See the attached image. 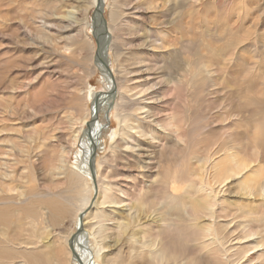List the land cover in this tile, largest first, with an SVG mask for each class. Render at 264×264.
I'll list each match as a JSON object with an SVG mask.
<instances>
[{"label": "rangeland", "instance_id": "1", "mask_svg": "<svg viewBox=\"0 0 264 264\" xmlns=\"http://www.w3.org/2000/svg\"><path fill=\"white\" fill-rule=\"evenodd\" d=\"M92 2L0 0L2 264H53L42 245L76 233L91 188L54 167L68 152L67 169L80 168L76 154L92 141L84 121L104 93L94 174L109 198L89 209L102 219L88 216L84 231L96 236L80 248L96 264H152L156 249L164 264H258L253 250L249 261L207 262L206 244L217 231L223 247L248 230L264 239V0H104L106 60L120 88L112 96L94 62L103 24ZM235 157L250 168L212 204L207 160L232 168ZM36 239L42 247L26 255L14 248Z\"/></svg>", "mask_w": 264, "mask_h": 264}, {"label": "bare ground", "instance_id": "2", "mask_svg": "<svg viewBox=\"0 0 264 264\" xmlns=\"http://www.w3.org/2000/svg\"><path fill=\"white\" fill-rule=\"evenodd\" d=\"M102 3H104V0L103 1L102 0H93V2L91 4L93 6V8L95 9V13H97V15H96L97 17L95 16L94 18H95V20L98 18V21H97L99 23L98 25H100V24L104 25V27L102 25L101 27H99V29L96 28V29H98V37L95 36V37H97V47L94 50V56L93 57H94V62H96L97 66H100V68L99 67L98 68L103 72L105 78L108 79V82L110 84V90L108 91V93H110V91L113 90L114 87L119 92L120 88L118 85L117 78L114 77L112 71H110L111 75L109 77V74L106 71V67L103 65L104 62L107 63V60H106L107 59V57H106L107 48L105 47V45L107 44V42H109V39L112 35V32L110 30V24L108 23V21H106V22L104 21V16H103L104 11L102 9ZM97 9L100 12H98ZM101 15H102V17L100 19ZM75 16H76L75 10H70L66 13V15H64V18L69 19L71 21H74ZM102 43H103V45H102ZM111 78L113 81L111 80ZM105 94L106 93H104L103 97L101 96L102 94L96 96L97 99H96L95 103H96L97 107L95 109L93 107L92 114L90 111L88 116L86 117V119L84 121V124H86V125L90 121L88 124L89 128H90L91 124H93L92 129H90L91 135H92V141H90V139L86 137L85 145L88 147V149L85 150L86 156L80 152H78L76 154V159L78 160V162H80V168L79 169H74V168L73 169H67L68 152L61 159L59 165L57 167H54V170H56L59 175L63 174L64 171L69 170L71 180L78 181V179H79L83 182L86 181L87 182V183L85 182L86 186H87V184L90 185L91 195H90V198L88 200H86V203L83 204L82 206H79V208H78L79 214H78L77 219H76V224H77L76 233L74 232L69 238L66 237L64 240V243H61L60 242V236L56 235L53 243L51 242V244H49V245H48V243L42 245L43 247L47 246V248L50 250L49 252L54 259L53 264H64V261L60 257H58V251L59 250L62 252H65V255L68 258L65 261V264H68V261L70 263H73V264H96L94 258L91 256V252L85 251L84 248H83V250H84V252H83V250L80 248V244L84 240L83 237L88 239V238H90L89 236H91V237L96 236L95 233H93V234L90 233V235L88 234L89 235L88 236V235H86L87 232L84 231V229L87 227V224H88V223H86V221L90 217L91 213H92V216H94V217H92V219L93 218H94V220L102 219L101 212L96 213V212L89 211V209L92 206H95L94 208L98 212L99 206L106 205L107 203L105 201L107 198H109L108 194H104L102 192V187L100 185V176L98 175L97 172H96V174H94L95 161H96V165H97L96 153H95L94 148H97V146L99 144L95 138L96 137V134H95L96 122L94 123V121L98 118V115L102 111L104 102L106 101ZM95 95H97V94H95V93L91 94V100L94 99ZM98 98L101 99V105H99L97 103ZM86 99H88V98H86ZM116 109H118V108H116ZM76 139H77V136H75V140ZM82 139H84V138H82ZM91 144L93 146V151L89 155V151L92 148ZM207 163L210 164L211 169H213L214 170L213 172H215L213 174V179H212L213 180L212 184H214V186L211 185V183H210L211 179H208L207 180L208 181L207 187L205 189V192H211V194L207 195L206 197L211 198L212 204H215V202H213V198H215L216 195L220 194V191H221L220 188L222 185H224L226 180L231 178L233 175H242L243 173H245L250 168V166H249L250 164L245 163L242 160L239 162V161H237L236 157L234 158L232 168L228 164L222 165V163L216 164V162L215 163L213 162V164H212V161H210V158L207 160ZM85 175L88 177H86ZM84 177L89 181H87ZM105 190H107V188ZM241 190H242V188H241ZM258 192H261L264 195V187H261ZM45 196H46L45 199H49L47 201H49L51 203L55 202V200H60L59 199L60 195H54L50 191H48V193ZM94 213H96V214H94ZM212 214H213V212H212ZM0 218H6L5 212L0 214ZM3 220L4 219H2V221ZM5 220H7V219H5ZM3 222H5V221H3ZM89 223H90V221H89ZM1 224H3V223L1 222ZM89 225H91V224H89ZM211 225H212V223H211ZM214 225H215V223H214ZM214 225H213V227H215ZM193 227L196 230L198 229V226L196 224ZM88 228H89V226H88ZM210 229L212 230L213 228L206 226L207 232H209ZM217 233H218V231H217ZM217 233L214 234V237L211 234H210V236H207V238L211 237V239H210L211 241L209 240L210 241L209 244H206V248H207L208 253H209L208 259L206 260L207 262L215 263V262H218L221 260H226L227 262L231 261L233 263L232 258H235L236 261H243V262H245V260L249 261V258L247 255L250 251L253 250V251H255V255H256L258 264H264V239L254 240L255 237H257V235H258L257 232L252 231V230H248V231L243 232L242 233L243 235L241 237L240 242H238L234 246H228V247H223V240L220 239V237H219L220 235H218ZM2 236L7 238L6 234L2 233ZM39 238H41V237H39ZM180 238H182V236H180ZM42 240L43 239H41V241ZM17 241H18V243L14 245V248L17 250L18 253H20L22 255H26L27 252L38 250L39 248L42 247L39 244L40 240L37 241V239L33 240L29 243L25 242L23 240H17ZM43 241L45 242V240H43ZM1 242L5 243V241H3L2 239H1ZM212 243L216 244V248H210ZM31 245H33L35 248L31 249L32 248ZM17 246L19 247L20 250L17 248ZM152 246L153 245H151V247ZM157 247H159V245ZM30 249H31V251H30ZM257 249H260V250L257 251ZM233 250H234V253H231ZM0 254H1V251H0ZM100 258H101V254H99L97 252L96 261H98ZM149 258L152 261V264H164V261L167 258V254L163 253L159 249H156V252L154 250H151L150 254H149ZM4 259H6L5 255L0 256L1 264H2ZM197 259L199 260V257H197ZM29 264H37V262L32 261V262H29Z\"/></svg>", "mask_w": 264, "mask_h": 264}, {"label": "water", "instance_id": "3", "mask_svg": "<svg viewBox=\"0 0 264 264\" xmlns=\"http://www.w3.org/2000/svg\"><path fill=\"white\" fill-rule=\"evenodd\" d=\"M97 11L100 12L98 9H97ZM101 17H102V15L100 16V19H101ZM103 43H104V42H103ZM103 43H102V45H103ZM102 45H101V46H102ZM103 62H104V61H103ZM103 65L106 67V71L108 72L109 77H110L111 74H110V68H109V65H108L107 63H105V62L103 63ZM111 80H112V78H111ZM112 81H113V80H112ZM115 90H116V89H115V87H114V89L112 90V92L110 91V92H111L110 94H113V93L115 92ZM110 94H109V95H110ZM111 96H112V95H111Z\"/></svg>", "mask_w": 264, "mask_h": 264}]
</instances>
